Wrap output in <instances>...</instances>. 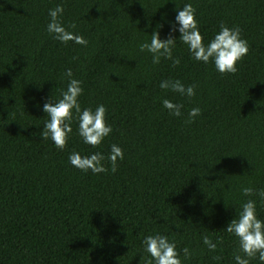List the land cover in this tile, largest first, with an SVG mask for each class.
<instances>
[{
	"label": "trees",
	"instance_id": "trees-1",
	"mask_svg": "<svg viewBox=\"0 0 264 264\" xmlns=\"http://www.w3.org/2000/svg\"><path fill=\"white\" fill-rule=\"evenodd\" d=\"M0 264H264V0H0Z\"/></svg>",
	"mask_w": 264,
	"mask_h": 264
}]
</instances>
